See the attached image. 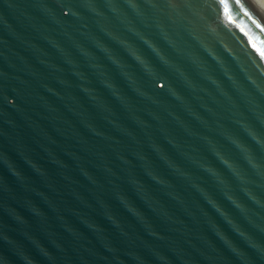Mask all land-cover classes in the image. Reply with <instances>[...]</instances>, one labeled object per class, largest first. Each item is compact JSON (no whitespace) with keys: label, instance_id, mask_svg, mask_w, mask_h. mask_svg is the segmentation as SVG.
I'll return each mask as SVG.
<instances>
[{"label":"water","instance_id":"1","mask_svg":"<svg viewBox=\"0 0 264 264\" xmlns=\"http://www.w3.org/2000/svg\"><path fill=\"white\" fill-rule=\"evenodd\" d=\"M0 264H264V11L0 0Z\"/></svg>","mask_w":264,"mask_h":264},{"label":"snow or ice","instance_id":"2","mask_svg":"<svg viewBox=\"0 0 264 264\" xmlns=\"http://www.w3.org/2000/svg\"><path fill=\"white\" fill-rule=\"evenodd\" d=\"M230 2H231V0H220V4H221L222 7L225 6V5H227V4H229ZM235 3L236 4H239L240 3V0H235ZM225 10L227 11L229 9L225 8Z\"/></svg>","mask_w":264,"mask_h":264},{"label":"rangeland","instance_id":"3","mask_svg":"<svg viewBox=\"0 0 264 264\" xmlns=\"http://www.w3.org/2000/svg\"><path fill=\"white\" fill-rule=\"evenodd\" d=\"M264 8V0H256Z\"/></svg>","mask_w":264,"mask_h":264},{"label":"bare ground","instance_id":"4","mask_svg":"<svg viewBox=\"0 0 264 264\" xmlns=\"http://www.w3.org/2000/svg\"><path fill=\"white\" fill-rule=\"evenodd\" d=\"M253 1L264 11V8L256 0Z\"/></svg>","mask_w":264,"mask_h":264}]
</instances>
